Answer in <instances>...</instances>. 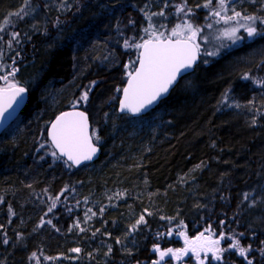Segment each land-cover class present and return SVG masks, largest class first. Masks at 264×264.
I'll return each mask as SVG.
<instances>
[{"label": "trees", "instance_id": "16d2710c", "mask_svg": "<svg viewBox=\"0 0 264 264\" xmlns=\"http://www.w3.org/2000/svg\"><path fill=\"white\" fill-rule=\"evenodd\" d=\"M238 1L241 14L263 15L264 0ZM44 3L29 0L25 8V0H0V23L9 19L10 30L20 33L11 48L0 42L3 62L15 58L14 67L29 81L26 106L0 136V264H155L154 246L176 250L182 248L179 232L192 237L205 229L246 233L241 246L251 244L248 258L264 264V213L248 209L243 198L264 182V87L242 79L247 72L264 79V66L258 67L264 34L207 58L208 63L201 53L193 73L153 111L134 118L117 110V88L124 87L139 51L125 48V39L149 38L143 32L149 24L145 12L165 13L151 18L165 35L188 20L201 32L216 26L214 16L197 7L205 0H187L196 19L176 14L182 0H72L64 18L46 14V22L30 32L29 14ZM21 8L28 13L22 19L10 15ZM57 29L63 32L58 41L45 37ZM93 82L87 104L76 108L98 131L101 155L92 164L69 167L51 155L48 128ZM88 209L96 213H88L91 219L85 217ZM140 215L147 224L132 232ZM77 221L85 231L74 226ZM229 244L223 259L209 264H247Z\"/></svg>", "mask_w": 264, "mask_h": 264}, {"label": "snow or ice", "instance_id": "6c2138e0", "mask_svg": "<svg viewBox=\"0 0 264 264\" xmlns=\"http://www.w3.org/2000/svg\"><path fill=\"white\" fill-rule=\"evenodd\" d=\"M67 0H65V4ZM229 0H218V8L213 6V0H205V3L202 5H197V7H203L211 9V15L218 18L216 21L220 23L221 21L224 24H229V22H235V26L225 28L222 32V36L228 40H231L235 44L238 40H243L244 37L237 35L240 28L243 27L247 32L248 37H254L258 34L257 27H255V22L260 21L264 25V17H256L252 15L243 16L240 12L235 10L233 6L231 8L232 15H227L229 11L228 8ZM29 5V0H25V8ZM187 0H182V3L176 5V14L183 13L186 17L192 14L191 8H186ZM167 7V3L164 5ZM141 11H144L141 9ZM28 13L24 12V8H21L18 12L10 14L19 18H23V15ZM224 13V14H222ZM146 19L149 21L147 27L143 28V32L147 33L149 38L141 39L142 43L130 42V40L125 39L124 47H134L139 51V55L135 61H132L133 65H137L134 71H129L127 86L124 88H117L118 92H121L123 99L120 101L119 110L120 112H126L133 115H138L142 112H145L150 106L156 104L157 101H160L169 91V88L174 85L177 81V78L186 70H191L195 65L200 54V44L197 42V37L199 33L203 30L201 27L195 26L190 20L177 24L173 27L168 35H165L164 31H156L155 25L151 23L152 16H164L165 13L160 11L158 13L148 12L144 13ZM243 20L245 22L252 23H241ZM134 23V21H130ZM211 24H208V27H211ZM13 23L9 19H5L0 23V42L6 43L9 48L12 46V41L15 40L16 43H19L20 33L16 31H11ZM161 27H164L161 25ZM4 34L9 36V39L5 41ZM136 38L133 37L134 41ZM206 56H215L218 55L217 51H206ZM16 56H19V52L16 53ZM4 53L0 50V62L3 61ZM16 63L15 58L12 60V65ZM204 63H208L207 60ZM12 65H5L0 63V72H3V75H0V80L5 81V86L0 88V121L5 119V113L8 112L14 104L19 106L23 103V97L28 92V89L20 86L18 81L9 80V77H15L16 73L19 71L18 68L13 67ZM264 66V60L260 62L258 67ZM129 67V66H126ZM7 69V71H5ZM242 79L253 80V82L261 87H264V79H256L252 76L251 72L244 73ZM92 85L87 86L86 90L81 92L79 98L73 102L72 107L75 109L79 104H87L89 99V92L92 90ZM228 90L224 93L223 102L227 103L228 101ZM250 103H252L250 101ZM235 107H240L239 104H235ZM259 112V109H256ZM106 115V114H105ZM255 123V121H253ZM89 122L88 116L84 111H71L63 112L55 118L53 122L50 123L48 136L50 137L51 145L58 150L52 151L51 155L53 157H66L65 163L71 162V166H79L85 161H91L96 153L99 151L96 144L93 143L95 139L97 142L101 140L100 135L97 130L89 132ZM41 148L44 147L42 143ZM59 154V155H58ZM199 167V165L197 166ZM68 191L65 188L55 199L52 200L48 212H52L57 206V202L60 199V196L64 192ZM117 195H120L117 193ZM244 200H249V194L245 193L243 196ZM111 199V198H110ZM0 203H3V200L0 199ZM79 203V202H78ZM250 204H255V198L250 201ZM102 214L104 209H99ZM146 211V210H145ZM92 212L91 209H88L85 213L86 219H91L88 216V213ZM92 215L96 213L92 212ZM151 215V213H148ZM161 219H164L161 217ZM43 223V222H42ZM48 224H51V220L47 221ZM141 224H147L144 215H140L139 219L131 227V231H136ZM42 226V225H41ZM79 229V231H85L84 228H81L79 221L74 225ZM3 226L0 225V228ZM71 230V229H70ZM59 231V229H57ZM98 231V230H97ZM171 234V233H169ZM95 233H93V236ZM181 235H185L181 233ZM239 236H243V233H240ZM234 241L229 244V248L237 249L238 254L245 258L247 264H253V260L248 258L249 252L252 251L251 244L247 247L241 246L240 239L236 236L225 237L223 233L220 234L219 238L211 239V237H205L203 233L197 236L194 240H189L185 235V244L186 247L182 249L173 250L171 248L166 251H161L159 246H154V251H158L160 258L163 259L165 256L173 255L177 259L181 256H186L189 251L194 253L199 259L201 252H211L214 255L216 260H222L223 257L221 253L227 251L228 249H221L220 243L221 240ZM4 244L8 243L7 238L3 240ZM116 243L119 244L120 240L117 239ZM264 244V242H262ZM74 253H79L80 248L71 249ZM112 251L109 246L108 253ZM130 251V250H129ZM261 254L264 255V250H261ZM33 253V257H35ZM155 264H159V261H156ZM203 264V261H201Z\"/></svg>", "mask_w": 264, "mask_h": 264}, {"label": "rangeland", "instance_id": "374dc122", "mask_svg": "<svg viewBox=\"0 0 264 264\" xmlns=\"http://www.w3.org/2000/svg\"><path fill=\"white\" fill-rule=\"evenodd\" d=\"M71 1L72 0H67V3L65 4V0H43L44 5H43V8L41 6H36L33 8L32 12H30L29 14V24H30V32H33L36 30V28L38 27L39 23L43 22V24L46 22V17H45V13L43 12V10H49L50 12H54V10H56L57 12L59 10H69L71 8ZM62 2V3H61ZM237 2H240L238 0H229V4H228V8H229V11L226 13L227 15H232L233 13L231 12V8L234 6L235 7V10L237 12H239L236 8H237ZM243 3V1H242ZM241 4V2H240ZM213 6H215L216 8H218V0H213ZM205 10L206 13H208L209 15H211V9H208V8H203ZM260 11H263L262 12V16L261 17H264V4L262 5V7L260 8ZM257 12L259 11H255V14H253L252 16H256V17H260L258 16ZM224 14V13H222ZM242 17L243 16H248V15H243L241 14ZM182 17H186L184 14H182ZM187 17H191L192 19H196L195 16L193 17V15H189ZM215 21L218 20L217 17H215ZM242 24L243 23H252V22H245L243 20L240 21ZM217 23V22H216ZM232 26H235V22H229V24H224L222 21L220 23H217L216 26H212L209 27L208 29L204 30L203 32H200L199 33V36L197 37V42L200 44V51L202 53V55L205 57V60H207V58H212V57H217L220 55V53L226 49H232V48H236L240 45L243 44V42L245 40H253L255 37L257 36H260L261 34L264 33V25H262L260 23L259 20H257L255 22V27H257V31H258V34L254 37H248V35L246 37H244L243 40H238L235 44L232 43L231 40H228L226 38H224L222 36V32L225 28H229V27H232ZM208 27V26H207ZM211 28V29H210ZM246 32L245 29L243 27L240 28L239 32L237 33V35L239 36H242V33ZM247 34V32H246ZM243 37V36H242ZM1 50V49H0ZM218 50V55H215V56H206L205 55V52L206 51H217ZM2 64H5V65H12V63H6V62H0ZM13 67L15 66L12 65ZM19 69V68H18ZM5 71H7V69H5ZM4 73L3 72H0V75H3ZM26 78H28L26 76V72H23L21 70H19L15 77H9V80H15V81H18L19 84L23 85L24 84V87L27 86V83L29 82L28 80H25ZM5 86V81L3 80H0V88L4 87ZM96 141V140H95ZM97 145L100 144V141H96L95 142ZM99 146V145H98ZM245 193H248L249 194V200H244L246 201V204L247 206L249 207L248 209H254L256 208L260 213H264V186H261V185H258V186H254L248 190H246L244 193H243V196ZM253 197L255 198V204L252 205L250 204V201L253 199ZM181 233H184L185 234V231H181L179 232V234L177 235V238H179V240L182 242V248H185L186 247V244H185V235H181ZM201 233L204 234L205 237H211V239H217L219 238L220 234L218 233H215V232H211V229H205L195 235H193L192 237L190 235H186L187 238L189 240H194L197 236H199ZM225 237H231V236H236L237 238H241L242 236H239L238 235H232L230 234L229 236H227L226 234H224ZM233 243L234 241H229L227 239L225 240H221V243H220V247L221 249H225V243ZM182 248H178V249H182ZM161 251H165L164 249H160ZM177 250V249H176ZM155 253L157 255H159V252L158 251H155ZM192 253V252H191ZM205 257H206V254H208L209 256L213 255V253L211 252H208V253H205ZM192 255L194 256V258H197L196 255L194 253H192ZM221 255H224V251L221 253ZM211 258H214V255L211 257ZM200 259V258H199ZM169 260H175L176 262L174 264H178V260L175 256L173 255H168V256H165L163 259H158L157 261H159V264L160 263H163V262H168ZM196 260V259H195ZM205 260L207 259H203V264L205 263ZM214 260H216L214 258ZM210 263V262H209Z\"/></svg>", "mask_w": 264, "mask_h": 264}, {"label": "water", "instance_id": "95a60500", "mask_svg": "<svg viewBox=\"0 0 264 264\" xmlns=\"http://www.w3.org/2000/svg\"><path fill=\"white\" fill-rule=\"evenodd\" d=\"M140 51V50H139ZM139 55V54H138ZM200 59V55H199V58L197 59V61H196V63H195V65L193 66V68L191 69V70H186L185 72H183L178 78H177V81H176V83L174 84V85H172L170 88H169V91H168V93L160 100V101H157L156 102V104H154L153 106H150L145 112H142V113H140V114H138V115H133V114H130V113H126V112H120V110H119V105H120V101L123 99V95H122V93H121V95H120V98H119V101H118V105H117V110H118V112L120 113V114H122V115H128V116H131V117H134V118H139V117H143V116H146L147 114H149L152 110H154L160 103H161V101H163L164 99H166L168 96H169V94L171 93V91L173 90V88L178 84V82H179V80L181 79V78H183L184 76H186V75H189V74H191L194 70H195V68H196V66L199 64V60ZM137 66V65H136ZM134 71V70H133ZM129 79V78H128ZM128 79H127V81H128ZM127 81H126V83H125V85H124V87H126L127 86ZM123 87V88H124ZM27 101H28V95H27V93L25 94V96L23 97V103L22 104H19V106H17L16 104H14L13 106H12V108H10L9 110H8V112H6L5 113V119L4 120H2V121H0V136L9 128V126L10 125H12L13 124V122L19 117V115H20V113L22 112V110L24 109V107L26 106V104H27ZM74 110H77V111H82V110H79V109H71V110H67V111H64V112H71V111H74ZM63 113V112H62ZM86 113V112H85ZM87 114V113H86ZM60 115V114H59ZM58 115V116H59ZM88 116V115H87ZM54 120H55V118H54ZM53 120V121H54ZM52 121V122H53ZM88 122H89V132L91 133L92 132V126H91V123H90V119H89V116H88ZM50 127V126H49ZM48 131H49V129H48ZM48 139H49V142H50V137L48 136ZM93 143H94V140H93ZM50 144H51V142H50ZM95 144V143H94ZM52 146V145H51ZM97 146V145H96ZM98 147V149H99V151L96 153V155L93 157V159L91 160V161H85L84 163H82L81 165H79V166H72V167H74V168H78V167H81V166H83V165H88V164H92V163H94V162H96L98 159H99V157H100V155H101V148L99 147V146H97ZM52 148L54 149V151H57L58 152V150H56L53 146H52ZM59 155V154H58ZM60 158H62L63 160H66V157H60ZM71 162H68V164H70Z\"/></svg>", "mask_w": 264, "mask_h": 264}, {"label": "bare ground", "instance_id": "6f19581e", "mask_svg": "<svg viewBox=\"0 0 264 264\" xmlns=\"http://www.w3.org/2000/svg\"><path fill=\"white\" fill-rule=\"evenodd\" d=\"M62 3V2H61ZM263 5V4H262ZM237 9V8H236ZM240 9H243V7L242 8H240ZM237 10H239V9H237ZM43 12L45 13V15L47 14H52V15H57L58 17H65V14L68 12V10H59L58 12L56 11V10H54V12H50L49 10H43ZM59 27V26H58ZM60 28V27H59ZM264 34V33H263ZM263 34H261V35H263ZM63 35V32H61V31H59V29H57V30H55V31H53V30H48L47 31V33H46V38L47 39H51L52 38V40H53V42H55V41H58L59 40V38L61 37ZM29 84H31V82L29 83ZM31 85H33V84H31ZM56 118V117H55ZM260 184H261V186H264V182H259ZM258 186V185H257ZM253 210V209H252ZM243 235H245V236H247V234L245 233V234H243Z\"/></svg>", "mask_w": 264, "mask_h": 264}, {"label": "flooded vegetation", "instance_id": "af4514ba", "mask_svg": "<svg viewBox=\"0 0 264 264\" xmlns=\"http://www.w3.org/2000/svg\"><path fill=\"white\" fill-rule=\"evenodd\" d=\"M187 257L185 258V260L184 261H186V262H188V261H192V262H195L196 260V258H194V256L192 255V253H191V251H189V253L186 255ZM208 259L209 258V255L208 254H206V257H205V254H204V252H201L200 253V259H201V261H203V259ZM205 261H208V260H205Z\"/></svg>", "mask_w": 264, "mask_h": 264}]
</instances>
